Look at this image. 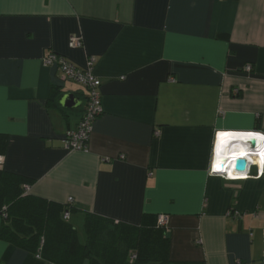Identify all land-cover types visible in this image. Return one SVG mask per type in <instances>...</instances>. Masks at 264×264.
Returning a JSON list of instances; mask_svg holds the SVG:
<instances>
[{
  "label": "crops",
  "instance_id": "crops-1",
  "mask_svg": "<svg viewBox=\"0 0 264 264\" xmlns=\"http://www.w3.org/2000/svg\"><path fill=\"white\" fill-rule=\"evenodd\" d=\"M50 51L81 69L96 58L88 150L63 142L87 89L43 65ZM218 132L264 134V0H0L1 168L30 194L73 198L82 240L84 211L134 225L164 213L172 260L264 264V175L211 173ZM0 264L51 263L0 236Z\"/></svg>",
  "mask_w": 264,
  "mask_h": 264
},
{
  "label": "trees",
  "instance_id": "trees-1",
  "mask_svg": "<svg viewBox=\"0 0 264 264\" xmlns=\"http://www.w3.org/2000/svg\"><path fill=\"white\" fill-rule=\"evenodd\" d=\"M49 100L60 93L56 87ZM6 135L0 134L1 151ZM33 180L0 168V236L11 243L39 254L51 264H206L205 261H179L169 257L167 228L157 217L144 215L140 225L116 222L84 211L85 238L65 219L77 208L70 203L49 200L26 191ZM136 258L131 260V255Z\"/></svg>",
  "mask_w": 264,
  "mask_h": 264
},
{
  "label": "built area",
  "instance_id": "built-area-1",
  "mask_svg": "<svg viewBox=\"0 0 264 264\" xmlns=\"http://www.w3.org/2000/svg\"><path fill=\"white\" fill-rule=\"evenodd\" d=\"M69 45L71 47L82 46L83 45L82 37L76 34L71 35L69 39ZM42 62L44 66L55 65L60 71L61 81L63 82L74 81L86 87L87 103H86L82 118L80 119L78 125L75 128H69L66 130L64 137H63V142L67 149L88 150L89 149L88 142H89L90 135L94 127V122L102 111V96L100 93L101 79L97 77L95 73L93 72L96 58L93 56L89 57L87 69H81L75 63L69 61L65 56L59 53L50 51L43 56ZM251 68H252L251 65L246 66L247 70H251ZM218 133H217V136H218ZM258 134L264 136L263 133L259 132ZM217 140H218V137H217ZM235 146H236V143H233L232 148H234ZM215 147H216V143H215ZM215 147H214V153L212 156V161H211V166H210L211 173L221 174L224 177L228 179H233V180L245 179L246 176H248V171L250 169L251 164L248 165L246 173L239 172L236 170V168L235 169L232 168V163H231V157L236 152L234 151L230 153L223 152L224 154L216 159ZM242 149H245L244 151L247 152L248 155L238 156L237 159L241 157H245L248 161H250V163H251V160H257V161L259 160L260 156L258 154L253 155V153L258 152V145L256 147H253L246 140L245 145L242 147ZM223 157L227 159L226 162L223 165L219 163V168L214 170L217 160L220 161L222 160L221 158ZM249 157H251V160L249 159ZM4 160H5L4 156L0 155V168L4 164ZM235 164H236V161H235ZM258 165L261 168V165L259 163ZM229 173H231V175ZM258 175L259 176L262 175L260 172V169H259ZM69 202L72 203L73 198H69ZM234 213L239 214L237 210H235ZM70 216H71L70 212L68 211L65 212L64 214L65 219H69ZM157 222H158V225L164 226L167 228V225L169 222L168 215L164 213L159 214L157 217ZM136 256H137L136 254L131 255V260L135 259Z\"/></svg>",
  "mask_w": 264,
  "mask_h": 264
},
{
  "label": "water",
  "instance_id": "water-1",
  "mask_svg": "<svg viewBox=\"0 0 264 264\" xmlns=\"http://www.w3.org/2000/svg\"><path fill=\"white\" fill-rule=\"evenodd\" d=\"M60 102L66 108H75V107H78L81 104V101L72 92L65 93L62 96V99H61ZM248 142L253 147L257 146L256 145V141H255L254 138L252 140H249ZM233 143H236V146L234 148H232V145L230 143L228 145L229 147H228V150H227L226 153H230L232 151H234V152L240 151L242 149V147L245 145V141L242 142L240 140L233 141L232 144ZM221 159L222 160H220V164L223 165L226 162L227 159L225 157H223ZM249 164H251L250 161H248L245 157L238 158L236 160V170L239 171V172H242V173H246Z\"/></svg>",
  "mask_w": 264,
  "mask_h": 264
},
{
  "label": "snow or ice",
  "instance_id": "snow-or-ice-1",
  "mask_svg": "<svg viewBox=\"0 0 264 264\" xmlns=\"http://www.w3.org/2000/svg\"><path fill=\"white\" fill-rule=\"evenodd\" d=\"M259 136L258 133L254 132H248V133H229V132H220L218 133V144H217V156L220 157V154L223 150V146L226 145L231 139L238 138L241 139L243 138L244 140H252L253 138H257ZM259 140L257 139V143ZM219 167H214L215 169H218Z\"/></svg>",
  "mask_w": 264,
  "mask_h": 264
},
{
  "label": "clouds",
  "instance_id": "clouds-1",
  "mask_svg": "<svg viewBox=\"0 0 264 264\" xmlns=\"http://www.w3.org/2000/svg\"><path fill=\"white\" fill-rule=\"evenodd\" d=\"M241 139L244 140L243 138H241ZM257 139L259 141H264V136H259V137H257ZM256 154H258L260 156V159L258 161L257 160H251V157H249V159L251 160V163H259L261 165L260 172L262 175H264V144L258 145V152L253 153V155H256ZM246 155H248V153L245 152L243 149H241L239 152H236L235 154H233L231 157L232 168L233 169L236 168L235 161H236L238 156H246ZM219 163H220V161L217 160L215 166L219 167ZM229 174L231 175V173H229Z\"/></svg>",
  "mask_w": 264,
  "mask_h": 264
},
{
  "label": "bare ground",
  "instance_id": "bare-ground-1",
  "mask_svg": "<svg viewBox=\"0 0 264 264\" xmlns=\"http://www.w3.org/2000/svg\"><path fill=\"white\" fill-rule=\"evenodd\" d=\"M259 135H260V134H259ZM218 139H219V137H218ZM254 139H255V141H256V145L264 144V141H259V142L257 143V138H254ZM236 140H240V141H242V142L246 141V140H242V139H238V138L231 139L226 145L223 146V150H222L220 156H222L224 153H226L227 150H228V147H229L228 145H229L231 142L236 141ZM247 141H249V140H247ZM217 144H218V140H217V142H216V147H215V155H216V159L219 158V157L217 156V151H216V150H217ZM243 150H245V149H243ZM223 152H224V153H223ZM259 159H260V157H259ZM246 178H248V176H246Z\"/></svg>",
  "mask_w": 264,
  "mask_h": 264
},
{
  "label": "rangeland",
  "instance_id": "rangeland-1",
  "mask_svg": "<svg viewBox=\"0 0 264 264\" xmlns=\"http://www.w3.org/2000/svg\"><path fill=\"white\" fill-rule=\"evenodd\" d=\"M67 82H70V81H67Z\"/></svg>",
  "mask_w": 264,
  "mask_h": 264
}]
</instances>
